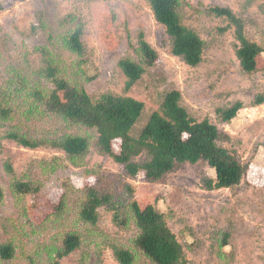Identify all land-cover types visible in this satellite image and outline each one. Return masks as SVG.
I'll use <instances>...</instances> for the list:
<instances>
[{
    "label": "rangeland",
    "instance_id": "rangeland-1",
    "mask_svg": "<svg viewBox=\"0 0 264 264\" xmlns=\"http://www.w3.org/2000/svg\"><path fill=\"white\" fill-rule=\"evenodd\" d=\"M215 5L230 7L244 19L250 36L264 45V0H186L183 20L207 43L204 61L197 67L173 55L172 38L155 19L148 0H0V87L15 77L41 86L35 72L42 65L44 49L60 75L83 85L91 96L123 94L126 79L118 62L128 56L138 59L142 32L159 59L127 93L145 104L131 134L138 136L166 93L176 89L192 117L209 119L227 134L229 139L220 144L249 166L233 189H207L206 181L215 179L216 173L204 161L183 163L158 181L142 175L132 178L123 165L98 152L94 130L49 116L31 99L20 100L13 118L0 122V185L5 191L0 202V244L12 242L16 248L14 258L0 264H50L65 234L75 230L83 236V244L60 264H120L110 245L131 248L136 228L118 226L107 207L100 209L96 226L80 222L78 209L86 184L112 193L113 203L122 208L136 200L142 208L153 204L165 213L190 264H264V103L253 104L257 96H264V56L258 58L259 72H242L232 32L222 33L225 24L207 12ZM78 23L84 25L87 47L82 58L70 52L64 40ZM42 86L51 84L43 80ZM237 101L244 108L231 122L221 121L217 110ZM11 130L39 140L82 135L89 138L91 148L73 164L61 150L24 148L3 138ZM119 149L118 141L115 151ZM7 159L18 177L42 184L38 194L12 192L4 168ZM56 159L60 166L53 171L42 164ZM65 195L64 211L50 214L51 206ZM28 205L37 219L45 218L42 225L27 216ZM227 235L228 244L222 247ZM134 252L135 264H153Z\"/></svg>",
    "mask_w": 264,
    "mask_h": 264
},
{
    "label": "trees",
    "instance_id": "trees-1",
    "mask_svg": "<svg viewBox=\"0 0 264 264\" xmlns=\"http://www.w3.org/2000/svg\"><path fill=\"white\" fill-rule=\"evenodd\" d=\"M148 1L155 19L172 38L173 55L181 57L190 67L199 66L204 61L207 43L183 20L182 9L186 0ZM207 10L209 15L221 19L225 24L220 29L222 33L232 32L237 42L236 56L242 72L246 75L259 72L258 58L264 56V45L250 36L244 19L226 6L215 5ZM83 35L84 25L78 23L64 37L67 49L81 58L87 53ZM40 51L42 65L35 73L41 86L32 87L26 77H23L22 83L19 82L20 77L7 80L0 87V122L13 118L15 105L22 104L20 100L31 99L34 101L33 105L49 116L60 117L73 125L94 130L98 135V152L123 165L132 178L142 175L148 181H158L183 163L196 164L200 161L207 162L216 173L215 179L206 181V188L209 190L233 189L246 177L248 164L220 144L221 141L228 140L229 136L209 119L195 120L182 105V94L179 90L167 92L159 109L151 115L139 135L131 134L145 104L127 93L142 78L147 68L154 66L159 59L158 52L146 40L144 33L138 34V59L128 56L118 62L126 79L123 94L105 92L97 97L91 96L83 85L71 83L69 79L61 76L48 52L44 49ZM43 80L50 82L51 86H42ZM263 103V95L257 96L253 102L255 106ZM243 108L244 103L237 101L231 106L219 108L217 112L221 121L229 123ZM3 138L13 140L24 148L46 146L61 150L73 164L85 157L91 148L89 138L82 135L39 140L21 131L11 130ZM118 141L120 149L115 151ZM137 158L142 160L137 161ZM42 164L52 171L60 166L57 159L50 163L42 161ZM4 168L11 177L10 188L15 195H32L41 191V183L18 177L10 159L5 161ZM128 190L132 193L130 186ZM4 197L5 191L0 185V202ZM66 197L67 195L63 196L60 203L53 204L49 213L64 211ZM30 207L33 206L26 207L27 216L35 224L42 225L45 218L37 219ZM102 207L113 211L118 226L125 228L133 224L137 231L131 248L111 243L115 259L120 264H135L134 250L142 253L153 264H190L183 245L168 224L165 213L153 204L142 208L133 200L122 208L113 203L112 193H102L96 186L86 184L78 209L80 222L96 226ZM82 244L83 236L79 231L67 232L61 247L55 249L50 264H60L63 258L77 251ZM227 244L228 235L224 238L222 247ZM15 252L12 242L0 244V260H12Z\"/></svg>",
    "mask_w": 264,
    "mask_h": 264
}]
</instances>
